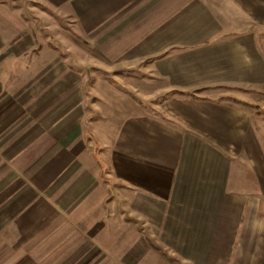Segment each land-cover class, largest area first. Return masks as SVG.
Segmentation results:
<instances>
[{
    "label": "crops",
    "instance_id": "0c3cea01",
    "mask_svg": "<svg viewBox=\"0 0 264 264\" xmlns=\"http://www.w3.org/2000/svg\"><path fill=\"white\" fill-rule=\"evenodd\" d=\"M39 1L69 13L74 40L88 42L94 57L107 66L116 58L127 67L143 63V72L172 96L159 112L120 97L122 107L111 116L92 113L87 124L74 117L29 142L17 164L23 173L39 170L44 194L41 206L23 212L21 227L55 209L62 231L73 237L63 238L60 249L81 250L75 242L83 240L92 250L104 238L100 249L109 264L133 258L153 264L143 253H128L132 218L177 264H264V0ZM2 24L12 26L4 6ZM9 31L0 33V44L12 41ZM16 44L15 51L0 48V74H12L27 53ZM222 89L262 98L234 102ZM28 128L22 136L31 133V122ZM54 184L56 194H45ZM107 201L110 209L102 208ZM115 215L125 224L120 238ZM99 216L105 225L90 238Z\"/></svg>",
    "mask_w": 264,
    "mask_h": 264
},
{
    "label": "rangeland",
    "instance_id": "374dc122",
    "mask_svg": "<svg viewBox=\"0 0 264 264\" xmlns=\"http://www.w3.org/2000/svg\"><path fill=\"white\" fill-rule=\"evenodd\" d=\"M3 6L12 13V26L0 25V33L9 35L11 28L14 38L11 42L1 43V50L15 51L12 46L17 43L27 53L12 65V74H0V264H47V261L51 264L56 260L60 264H83L84 261L109 264L111 259L104 254V249H100L104 238L93 245L92 250L91 247L84 249L83 240L74 241L76 245L79 243L81 250L60 249L63 238L69 237L72 242L73 237L62 231L64 223L55 209L47 208V218L29 217L27 224L23 223L21 227L18 221L24 217L23 212L42 205L39 200L42 192L38 189L39 170L23 173L18 160L32 148L27 145L29 142L55 129L62 121L71 123L74 117L81 116L87 124L90 117H94L92 113L100 115L103 111L111 116L122 107L120 97L139 102L147 111L159 112L160 104L172 94L164 92V83L143 72V63L140 67L138 64L127 67L124 60L116 58L109 63L112 66H107L104 58L94 57L96 53L89 49L88 42L74 40L76 35L69 13L41 5L39 0H0L2 10ZM219 94L234 102L240 98H262L255 91L238 89H222ZM29 122L32 131L22 136L29 129ZM37 124H43L42 128L36 127ZM40 166L41 162H38L32 169ZM25 175L29 179H25ZM54 187L55 184L45 194L55 195ZM114 199L112 196L113 210L120 211V202L115 203ZM109 207V201L102 203V208ZM129 220L125 235L135 243L128 253H143L145 261L150 258L154 260L153 264H177L168 250L153 247L156 243L151 234L145 233L132 218ZM97 221V227L88 234L90 238L103 227L106 218L99 216ZM112 221L114 233L117 232L116 236L120 238L125 232L120 226L125 224L118 215ZM87 241L86 245H89ZM111 245L109 252L115 257L119 250L115 244ZM63 258L68 260L63 263ZM132 260L130 263L135 264V259Z\"/></svg>",
    "mask_w": 264,
    "mask_h": 264
}]
</instances>
